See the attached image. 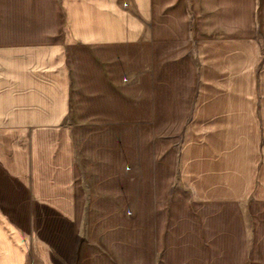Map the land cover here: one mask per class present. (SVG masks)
Instances as JSON below:
<instances>
[{"label": "crops", "instance_id": "0c3cea01", "mask_svg": "<svg viewBox=\"0 0 264 264\" xmlns=\"http://www.w3.org/2000/svg\"><path fill=\"white\" fill-rule=\"evenodd\" d=\"M0 264H264V0H0Z\"/></svg>", "mask_w": 264, "mask_h": 264}, {"label": "built area", "instance_id": "2783aa9c", "mask_svg": "<svg viewBox=\"0 0 264 264\" xmlns=\"http://www.w3.org/2000/svg\"><path fill=\"white\" fill-rule=\"evenodd\" d=\"M125 5H126V3H125Z\"/></svg>", "mask_w": 264, "mask_h": 264}, {"label": "rangeland", "instance_id": "374dc122", "mask_svg": "<svg viewBox=\"0 0 264 264\" xmlns=\"http://www.w3.org/2000/svg\"><path fill=\"white\" fill-rule=\"evenodd\" d=\"M128 212H130V211H128Z\"/></svg>", "mask_w": 264, "mask_h": 264}]
</instances>
